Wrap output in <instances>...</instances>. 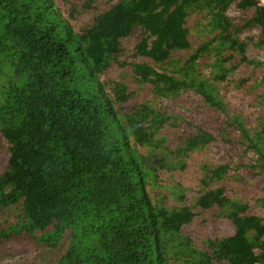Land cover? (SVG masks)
<instances>
[{"label": "trees", "instance_id": "16d2710c", "mask_svg": "<svg viewBox=\"0 0 264 264\" xmlns=\"http://www.w3.org/2000/svg\"><path fill=\"white\" fill-rule=\"evenodd\" d=\"M234 3L255 9L248 23L264 36L258 0H119L82 32L53 0H0V136L10 153L0 167V210L17 215L9 228H0V246L25 234L55 248L70 233L65 264H264V217L247 199L228 194V165L205 171L208 189L194 205H166L154 195L159 174L184 170L214 135L202 129L171 150L164 131L173 114L149 104L126 110V85L108 92L101 80L122 58V40L137 28L148 34L137 54L171 65L173 52L189 46L186 24L194 11L206 14L229 42L227 13ZM229 47L246 49L237 39ZM204 49L172 75L146 63L134 70L144 81L152 79L162 97L177 101L192 90L226 112L218 84L232 72L202 77L195 64ZM259 100L264 107V95ZM230 116L247 149L258 154L254 168L264 177V116L254 128L240 113ZM255 195L264 207V186ZM214 206L235 229L208 240V253L196 249L183 229L195 219L194 207Z\"/></svg>", "mask_w": 264, "mask_h": 264}, {"label": "rangeland", "instance_id": "374dc122", "mask_svg": "<svg viewBox=\"0 0 264 264\" xmlns=\"http://www.w3.org/2000/svg\"><path fill=\"white\" fill-rule=\"evenodd\" d=\"M61 14L68 19L77 32L92 26L97 17L116 5L119 0H53ZM264 5V0H258ZM255 9L242 10L237 3L232 4L227 17L231 26L226 35L229 42L223 40V33L210 25L206 14L194 11L187 19L189 46L176 50L172 54L171 65L160 66L150 58L137 54L136 48L148 37L142 29L122 40L124 53L118 62H114L101 76L108 92L117 83H123L131 98L124 104L126 110L143 104L153 105L160 112L173 114L165 125L167 146L174 150L185 145L187 137L205 130L214 135L216 140L203 151L191 154L184 170L175 169L159 174L154 195L166 205H194L195 198L202 189H208L203 183L207 169L219 166L230 167L223 185L230 196L239 195L250 201L255 213L264 217V207L257 206L255 193L264 186V177L256 171L258 154L248 150L241 137L240 127L230 113H240L246 119V125L254 128L264 116V107H260L259 96L264 95V36L260 27L248 21L254 16ZM237 39L246 46L242 53L238 48L231 49L230 41ZM195 69L201 76L210 78L217 70L232 72L226 81L218 84L219 93L225 95L227 111L208 106L204 99L192 90L183 92L177 100L162 97L152 79L144 81L134 70L135 64L146 63L158 72L172 75V72L185 65L197 51ZM264 105V101L262 102ZM177 117L184 121L175 123ZM252 130V129H251ZM9 147L4 137L0 136V167L6 165ZM207 165V168H205ZM259 188V189H258ZM185 199L180 200L179 196ZM196 217L183 229V234L192 241V245L201 251L211 253L206 242L216 237L229 236L234 226L222 218L218 206L208 209L194 207ZM19 213V211H17ZM17 221L12 209L0 210V228L7 229ZM44 234L39 232L38 236ZM19 239L0 246V264H65V256L71 249L70 233H67L55 248H49L41 242L29 239L23 234ZM219 264V263H214Z\"/></svg>", "mask_w": 264, "mask_h": 264}]
</instances>
